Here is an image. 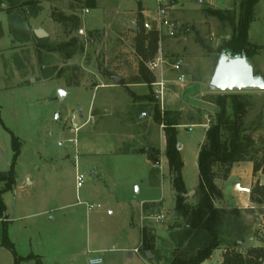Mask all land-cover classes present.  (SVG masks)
Listing matches in <instances>:
<instances>
[{"label": "rangeland", "instance_id": "374dc122", "mask_svg": "<svg viewBox=\"0 0 264 264\" xmlns=\"http://www.w3.org/2000/svg\"><path fill=\"white\" fill-rule=\"evenodd\" d=\"M242 1L0 0V171L12 169L15 137L20 156L4 203L7 240L25 258L20 264H91L97 257L104 264L111 258L124 264L126 254L119 249L132 245L131 230L139 231L128 210L161 196L162 204L144 206L143 264H159L158 230H173V260L194 258L208 240L196 231L190 236L187 217L176 215L177 192L167 163L153 169L141 155L98 158L105 163V183L90 174L76 150L84 140L111 149L113 134L122 153L154 147L160 162L166 127L153 118L159 107L163 119L178 124L184 206L192 210L201 199L199 152L220 111L214 102L229 94H239L247 104L241 131L249 149L245 161L230 170L213 166L222 194L213 201L220 210L219 247L245 253L256 242L264 245V90L228 93L211 87L220 62L232 59L226 46L236 34ZM163 7L166 15L160 16ZM213 10L230 11L234 23L221 22ZM254 14L249 41L264 48V0ZM37 30L47 38L38 39ZM152 33L158 50L146 61L137 47ZM155 60L154 83L136 84L140 68ZM246 63L264 82V49ZM74 124L84 126L78 143ZM163 157L168 159L166 153ZM257 167L261 170L255 173ZM77 172L84 179L79 190ZM86 204L102 208L89 212ZM3 238L0 221V264H15ZM149 244L147 254L154 258L143 253Z\"/></svg>", "mask_w": 264, "mask_h": 264}, {"label": "trees", "instance_id": "16d2710c", "mask_svg": "<svg viewBox=\"0 0 264 264\" xmlns=\"http://www.w3.org/2000/svg\"><path fill=\"white\" fill-rule=\"evenodd\" d=\"M260 0H243L241 3V14L236 28V34L230 42L227 43L226 53L232 59L250 60L263 50V47L255 46L249 41V31L254 21V10ZM212 14L221 22L230 21L234 23L232 13L230 11L213 10ZM147 43V46H145ZM158 50V36L152 33L148 39L140 41L137 51L140 57H144L146 61L152 60ZM149 53V54H148ZM148 54V55H147ZM73 54H69L71 58ZM140 78L136 80V84L152 85L155 81L153 73L142 66L140 68ZM239 94L220 95L214 104L220 109L216 116V121L210 125L206 133V143L202 146L198 156V166L200 173L199 191L201 199L198 206L189 210L184 206L186 199V189L182 180L183 162L180 153V144L177 140L176 123L163 119L159 107L155 108L153 118L156 123H165V133L168 158L171 173L174 175V188L177 192L176 215L185 216L188 219L187 229L189 235L193 231L204 233L207 238L206 246L201 249L198 254L189 260L175 259L171 264H202L209 259L213 252L219 248L218 227L220 223V210L216 208L213 201L217 197H221V192L215 184L216 175L213 171L215 164L226 165L230 170L232 165L245 161L248 155V138L242 136V121L246 112V102H240ZM154 103V102H153ZM229 108L231 112H229ZM1 122V118H0ZM14 157L12 169L8 172L0 171V220L4 225V238L2 244L7 247L15 256V264H20L25 258L17 255L16 249L12 243L7 240V208L3 200V196L15 184L16 174L13 169L15 162L20 156V143L17 138L13 137ZM150 151L153 153H150ZM122 153V152H121ZM142 153L146 154L148 159L154 163L157 160L160 151L151 147L147 151L140 152L124 151L123 154ZM249 162H253L249 160ZM261 169L258 167L254 170L258 173ZM260 189V188H258ZM146 237H144L145 239ZM145 256L148 257L147 251L152 247L144 248ZM222 264H264V246L252 247L245 254L236 249L227 250L223 256Z\"/></svg>", "mask_w": 264, "mask_h": 264}, {"label": "crops", "instance_id": "0c3cea01", "mask_svg": "<svg viewBox=\"0 0 264 264\" xmlns=\"http://www.w3.org/2000/svg\"><path fill=\"white\" fill-rule=\"evenodd\" d=\"M75 126L80 128L79 132L75 133L73 130L71 132H73L76 135V138L74 139V141H75V143H78L77 135L81 132V130L83 129L84 126L82 127V125L80 126L78 124H74V127ZM97 136H100V134L99 135L96 133L92 134L90 132V137L96 138ZM108 137L111 138L110 143L113 145V147L111 149H103L102 147H98L95 143L90 142L91 140H88V141L84 140L83 142L82 141L79 142V144H78L79 147L76 150V152L79 151V154L81 155V157L84 158V160L85 159L87 160V162H86L87 167L86 168L89 169L90 174H93L94 176L97 177V179H99L101 181L103 180L105 183H106L105 179L107 177V173H104L105 170L103 168L105 163L104 162L98 163V158L99 159L104 158L103 160L105 161V157H110V158L112 157L113 158V157H117V156H119V157L124 156L125 157V156H129V155H133V156H140L141 155V156L147 158L148 164H150L153 169L162 168L165 163H167V165H169L168 159H165V160L163 159L164 158L163 154L166 153V150H167V144H166L165 137H162V141H161V160H160L158 166L156 165V163L150 161L145 154H142V153L123 154V153H121V151H119V149H118L119 145H118L117 136L112 134ZM70 141H73V140H70ZM75 163H76V169L78 170L77 160L75 161ZM77 174H78V172H77ZM232 177L233 176L230 175L227 182H230L232 180ZM160 182H158L159 187L161 186ZM105 186L107 187V185H105ZM161 188H162V186H161ZM109 192H111V190ZM190 194H192V193H190ZM114 199H116V198H114ZM3 200H4V196H3ZM163 201H164V198L161 196L157 200L143 199V200H141V202L139 203V205L137 207L132 206L130 209H129V207H126V210L129 209L128 212L133 216L131 219L132 224L134 226L136 225L135 222H137L139 224V229H138L139 231H136V229L131 230V233H132L131 238L133 240L132 245H127V246H124L123 248L119 249L120 251H122L123 253L126 254V258H125L126 262H124V264H143V257L140 254L136 255L133 252L135 249H139L143 245V242H144V236L142 233V226H143L142 225V222H143L142 216L144 215V206L146 204H150V203L151 204H162ZM116 202H118V201H116ZM111 204H112V202H111ZM6 208H7V206H6ZM110 214L114 215L115 211L110 210ZM137 218H138V220H137ZM172 232H173V230H168V231L158 230V231H156V239H155V243H154L155 246L154 247H155L156 252H157L156 261L159 264H171V262L173 261V256L171 255L172 253H170V251H173L177 247H176V241L172 237ZM186 242L187 241H185V240L183 241V247L186 244ZM237 243L241 244V241H239ZM261 246L262 245H259L258 242H256V244H254L253 246H249L248 249H250L252 247H261ZM102 251L103 250H101L100 252H102ZM226 251H227V247H224V248L219 247L218 249H216L213 252L212 256L209 259H207L206 261H204L202 264H222L223 256H224ZM240 252H242V251H240ZM243 254H245V253H243ZM148 256H149V258H154V256H152L151 254H148ZM97 258L102 260L101 264L105 263V260L103 259V257H97ZM93 259H95V258H93ZM106 263L107 264H119L120 260H118V258H111L110 260L107 259Z\"/></svg>", "mask_w": 264, "mask_h": 264}, {"label": "water", "instance_id": "95a60500", "mask_svg": "<svg viewBox=\"0 0 264 264\" xmlns=\"http://www.w3.org/2000/svg\"><path fill=\"white\" fill-rule=\"evenodd\" d=\"M35 36L38 39L47 38V34L41 30L35 31ZM211 87L228 93L261 91L264 90V82L255 77L254 70L247 65L246 59L225 58L220 62L212 77Z\"/></svg>", "mask_w": 264, "mask_h": 264}, {"label": "built area", "instance_id": "2783aa9c", "mask_svg": "<svg viewBox=\"0 0 264 264\" xmlns=\"http://www.w3.org/2000/svg\"><path fill=\"white\" fill-rule=\"evenodd\" d=\"M160 1L164 2V1H166V0H160ZM159 15H160V16H165V15H166V9H165L164 7H163V9H161V10L159 11ZM80 33H83V31H80ZM157 68H158L157 60L150 62V64L148 65V69H149V71L152 72V73H153ZM192 128H193V127H191L190 130H191ZM79 130H80V128H79V127H76V126H75L74 129H73V131H74L75 133H78ZM156 165L158 166V165H159V162H157ZM83 183H84L83 176L77 174V176H76L77 190H79V189L82 187ZM86 207H87V210H88L89 212H91V211H93L94 209H100V208H101V205H97V206H95V205H93V204H86ZM159 219L162 220V219H163V216L159 217ZM133 253H135L136 255H139V254H140V250H139V249H135ZM90 263H91V264H101V263H102V260H101V259H98V258H95V259H91V260H90Z\"/></svg>", "mask_w": 264, "mask_h": 264}]
</instances>
